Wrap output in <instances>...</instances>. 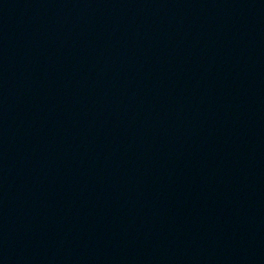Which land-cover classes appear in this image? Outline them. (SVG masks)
<instances>
[{
    "label": "water",
    "instance_id": "obj_1",
    "mask_svg": "<svg viewBox=\"0 0 264 264\" xmlns=\"http://www.w3.org/2000/svg\"><path fill=\"white\" fill-rule=\"evenodd\" d=\"M0 264H264V0H0Z\"/></svg>",
    "mask_w": 264,
    "mask_h": 264
}]
</instances>
